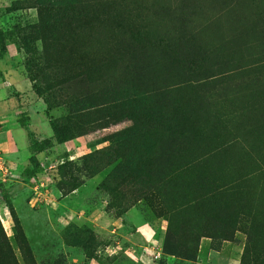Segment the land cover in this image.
Wrapping results in <instances>:
<instances>
[{"label":"rangeland","instance_id":"374dc122","mask_svg":"<svg viewBox=\"0 0 264 264\" xmlns=\"http://www.w3.org/2000/svg\"><path fill=\"white\" fill-rule=\"evenodd\" d=\"M123 1L176 50L129 48L119 28L116 78L98 89L80 82L74 93L89 91L78 98L87 107L142 94L151 108L136 115L156 122L152 146L143 153L125 142L137 129L124 132L133 127L124 110L119 122L72 138L79 148L71 141L38 160L49 139L17 113L32 155L26 167L9 161L0 134L14 174L0 179V264H264V173L243 178L250 160L264 161V0ZM36 3L0 0V59L24 75L22 37L37 22ZM92 29L96 40L108 34ZM30 45L41 50L39 40ZM190 52L210 65L196 89L180 85ZM154 90L167 92L159 113ZM37 96L49 127V117L72 110L68 102L46 111ZM31 175L42 185H30Z\"/></svg>","mask_w":264,"mask_h":264},{"label":"trees","instance_id":"16d2710c","mask_svg":"<svg viewBox=\"0 0 264 264\" xmlns=\"http://www.w3.org/2000/svg\"><path fill=\"white\" fill-rule=\"evenodd\" d=\"M126 2L119 0H37V22L27 25L24 29L27 33L22 37L26 53L24 69L27 78L31 82L33 91L43 98L46 111L59 105L73 102L72 110L58 117H49V124L53 131V137L57 142H64L76 136L83 135L100 127L119 122V111H126L124 117L132 120V126L124 132L137 131L125 142L146 151L147 146H152V135L155 132L156 122L153 120L144 122V116H137L139 109L149 110L151 107H142L146 100L142 94H133L119 101V97L104 104L79 106L78 98L89 92H76L74 87L80 82H88L93 89L100 88L105 76H114L119 67V28L124 29L122 34L126 37L128 47L145 46L150 51L161 54H173V44L167 39L156 35L148 19L125 8ZM93 24L107 26L108 34L103 39H95L92 34ZM39 40L41 50L30 44ZM97 42L95 50L90 49V42ZM205 55L201 53L198 59L201 63H194L193 52L186 54L184 62L185 76L180 81L181 88H200L207 76H200L208 72L210 65ZM209 73V72H208ZM210 74H208L209 76ZM40 78V79H38ZM115 78L113 80H115ZM39 81V82H38ZM167 92L154 90L151 98L157 103L158 113L165 107L163 102ZM155 121V120H154ZM151 122L154 126H147ZM25 129L26 127L23 126ZM117 146H119V133H116ZM138 144H137V143ZM251 170L245 178V182L251 181L259 173H264V161L257 163L250 160ZM239 179L235 180L238 182ZM230 182L213 189V194L222 191L220 188H229ZM247 248V247H246ZM244 249L242 259L247 249Z\"/></svg>","mask_w":264,"mask_h":264},{"label":"crops","instance_id":"0c3cea01","mask_svg":"<svg viewBox=\"0 0 264 264\" xmlns=\"http://www.w3.org/2000/svg\"><path fill=\"white\" fill-rule=\"evenodd\" d=\"M4 73V79L0 77V134H2V147L9 161L26 167L28 158L32 155L29 149L27 132L20 123L17 113L24 112L27 116L28 127L36 134L38 139L47 137L49 145L36 150L33 154L39 160L46 157L49 150L63 149L73 141L77 146V138L58 143L51 137V130L45 119L43 102L33 89L31 83L23 72L16 70L6 59H0V71ZM42 130V133H41ZM75 148H79L76 147ZM68 149L71 156L72 150ZM77 150V149H74ZM77 189L73 190L76 191ZM72 191V192H73ZM150 253L155 251L147 248Z\"/></svg>","mask_w":264,"mask_h":264},{"label":"built area","instance_id":"2783aa9c","mask_svg":"<svg viewBox=\"0 0 264 264\" xmlns=\"http://www.w3.org/2000/svg\"><path fill=\"white\" fill-rule=\"evenodd\" d=\"M14 174H12V171L5 166V161L2 157H0V179L6 180L9 177H13ZM29 184L36 186L37 184L42 185V183H38L37 179L34 175H31L29 178ZM152 253L155 255V251H152Z\"/></svg>","mask_w":264,"mask_h":264}]
</instances>
